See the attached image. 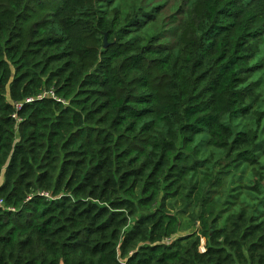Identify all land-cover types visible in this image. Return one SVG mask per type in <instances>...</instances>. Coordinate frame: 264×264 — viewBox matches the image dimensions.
I'll use <instances>...</instances> for the list:
<instances>
[{
  "label": "trees",
  "instance_id": "obj_1",
  "mask_svg": "<svg viewBox=\"0 0 264 264\" xmlns=\"http://www.w3.org/2000/svg\"><path fill=\"white\" fill-rule=\"evenodd\" d=\"M133 1L0 0V264H264V0Z\"/></svg>",
  "mask_w": 264,
  "mask_h": 264
},
{
  "label": "rangeland",
  "instance_id": "obj_2",
  "mask_svg": "<svg viewBox=\"0 0 264 264\" xmlns=\"http://www.w3.org/2000/svg\"><path fill=\"white\" fill-rule=\"evenodd\" d=\"M122 1L124 5L123 8H129V7L133 8L135 6L133 0H122ZM153 1H155V4H160V6H158L159 15L162 18H164V21H167L170 15H177V17H180V19L184 18V15H178V14L184 12L187 9L189 3H191L193 0H153ZM167 24L168 23H166L165 25ZM174 26L175 25H170L169 28H173ZM167 41L170 42V44L174 43L173 37H170V36L167 37ZM261 55L263 57H262V63L260 66L262 65L264 66V41H263V44L261 45ZM261 72L264 78V69ZM203 156L205 157L206 154ZM218 158H220L219 153L216 155L215 159H218ZM231 180H232L231 177H228L226 179V181L224 182L225 187L230 188ZM183 210L184 208L181 209V212ZM182 220H183V229L181 233H184L185 231H188L191 229V228H188L190 226V221L188 219L184 220V216H182Z\"/></svg>",
  "mask_w": 264,
  "mask_h": 264
},
{
  "label": "built area",
  "instance_id": "obj_3",
  "mask_svg": "<svg viewBox=\"0 0 264 264\" xmlns=\"http://www.w3.org/2000/svg\"><path fill=\"white\" fill-rule=\"evenodd\" d=\"M50 94L53 96V93L52 92H50ZM18 107H19V105H18ZM2 204V201L0 200V205ZM11 210H13V208H11Z\"/></svg>",
  "mask_w": 264,
  "mask_h": 264
},
{
  "label": "water",
  "instance_id": "obj_4",
  "mask_svg": "<svg viewBox=\"0 0 264 264\" xmlns=\"http://www.w3.org/2000/svg\"><path fill=\"white\" fill-rule=\"evenodd\" d=\"M104 46H106V41H105V39H104Z\"/></svg>",
  "mask_w": 264,
  "mask_h": 264
}]
</instances>
